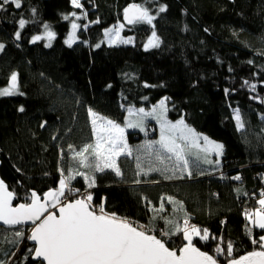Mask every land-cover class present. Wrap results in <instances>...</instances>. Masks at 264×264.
I'll return each instance as SVG.
<instances>
[{"label":"trees","instance_id":"trees-1","mask_svg":"<svg viewBox=\"0 0 264 264\" xmlns=\"http://www.w3.org/2000/svg\"><path fill=\"white\" fill-rule=\"evenodd\" d=\"M81 2L83 7L76 8L71 0H21L19 9L11 2L0 9V88L9 87L15 73L23 93L0 96V175L15 193V203L30 202L32 191L43 196L57 189L63 178L59 146L78 137L64 134L71 122L62 119L57 106L63 81L76 90L81 112L92 109L124 126L130 107L150 108L167 98L170 119L183 118L223 143L219 166L192 169L191 176L146 175L137 159L123 156L118 160L122 175L105 169L95 172L94 187L81 178L70 187L91 191L94 206L103 204L106 212L153 229L171 248L187 242L183 233L172 234L167 221L180 225L187 216L191 225L209 233L207 241L194 237L193 243L221 263L258 250L252 239L264 230L245 213L259 207L264 188V0ZM132 3L155 17L151 25L125 23L124 9ZM20 19L28 21L23 29ZM73 22L80 27L69 46ZM119 22L125 25L123 35L134 42L107 45L105 30ZM44 25L55 33L50 46ZM153 31L159 45L146 49ZM37 35L45 38L33 43ZM235 108L246 119L244 130L237 127ZM154 126L149 133L127 129L130 146L146 138L156 141ZM82 127L77 123L78 135ZM75 150L70 149L69 162L83 169L73 158ZM18 231L24 235L17 236ZM165 231L170 235L163 236ZM30 232L29 226H0V264H40L29 251L35 248Z\"/></svg>","mask_w":264,"mask_h":264},{"label":"snow or ice","instance_id":"snow-or-ice-1","mask_svg":"<svg viewBox=\"0 0 264 264\" xmlns=\"http://www.w3.org/2000/svg\"><path fill=\"white\" fill-rule=\"evenodd\" d=\"M13 3L17 9L22 7L21 0H2L0 9L5 4ZM76 8H82L80 0H71ZM161 7L160 11H165ZM76 16V13H72ZM124 18L129 24L147 23L152 24L155 19L150 15L147 8L139 4L132 3L124 9ZM65 20L69 17L65 16ZM28 23L24 19L19 20V27L23 29ZM45 27V36L51 45L55 33ZM72 34L67 43L69 46L75 40L76 30L80 27L73 22ZM123 28L124 25H120ZM115 34L119 37L118 30H108L105 34L111 36ZM153 38L148 41L146 47H157L158 38L153 32ZM16 38H20V33H16ZM44 36H34L32 42L35 43ZM123 43H131L132 40H122ZM4 45L0 44V50ZM99 47V45H97ZM247 83V82H246ZM255 88V85H252ZM23 93L19 92L17 74L11 76V85L8 88L0 89V96H11ZM165 98L161 100L158 107H153L152 111L145 112L143 108L138 109V119L128 120L124 127L115 121L101 116L99 113L88 109L91 117L92 129L95 135L94 143L85 144L80 151L74 153V159L79 160V164L93 171L92 175L84 172H77L76 175L83 176L87 181L88 188L95 186V172H104L105 169H112L116 175H122L117 160L121 155H132V149L128 146L125 130L126 128H141L143 130V121L145 117H153L160 125V139L149 142L147 148L151 150L154 145H159L156 151V160L161 164L165 159L172 161L173 167L165 166L163 171L175 172L177 169L181 172H187L191 176L189 155L193 150H197L195 155L197 160H203L205 164H213L210 159L212 153L218 156L223 155L224 145L210 140L207 136L197 133L195 129L188 126L183 119L172 123L167 119V108ZM19 111L23 112L21 107ZM129 116L133 115V110L128 109ZM237 126L244 128L239 110L235 111ZM43 126V125H42ZM203 141V146L201 145ZM71 147V146H70ZM200 153H203L201 156ZM91 157V159H90ZM137 167H140L139 158H137ZM219 164V161H215ZM161 170V169H150ZM62 171V170H61ZM63 174V171H62ZM73 175L63 177L59 181V187L44 194L43 199L35 192L31 193L30 202L20 203L13 207L12 201L15 194L8 190V186L3 180H0V222L6 225H24L31 222L30 239L35 242V258L40 264H218V260L213 255L201 251L193 243L194 237L207 241L209 233L207 229L201 230L195 225H190L187 216H185L183 226L174 221H167L173 225V233H183V240L186 241L182 247L177 250L167 246L165 240L158 238L153 229L139 224H134L127 218L117 216L115 213L105 211L103 204L94 206L92 204L93 196L91 193L68 200L65 196L66 191L69 194L79 192V189H72L70 181ZM234 179L239 180L237 176ZM62 197L65 199L62 201ZM259 207L254 212H246V217L252 225L264 230V193H261ZM171 203H179L168 198ZM57 209V211H50ZM163 204H161V210ZM251 234V228L248 229ZM203 232V234H202ZM17 236H23L22 231L16 233ZM163 236H169L165 231ZM213 239H216L213 237ZM252 243L259 245L260 250H254L238 259H232L229 264H264V235L258 239H252ZM232 244L227 245V252L232 253ZM217 253L223 254L224 249L217 248Z\"/></svg>","mask_w":264,"mask_h":264},{"label":"rangeland","instance_id":"rangeland-1","mask_svg":"<svg viewBox=\"0 0 264 264\" xmlns=\"http://www.w3.org/2000/svg\"><path fill=\"white\" fill-rule=\"evenodd\" d=\"M81 1L82 0H80V2ZM81 4H82V2H81ZM120 25H124V23L119 22L116 25H113V26H111V27H109L108 29L105 30L104 38H105V42H106L107 45L132 44L134 42V37L133 36H124L123 35V29L125 28V25H124L123 28H120L119 27ZM78 29L76 30V33H75L74 42L77 41V39H78V37H77ZM110 29L111 30H118L119 31V37H116L114 32H113V34L111 36L106 35L105 33L108 30H110ZM153 32H155L156 37L158 38V45H159V37H158L156 31H153ZM71 34H72V31H71L70 35ZM152 34H151V36L149 37V39L147 40V42L144 45V47L146 49L153 48V47H146V45L148 44V41L153 38ZM128 39H131L132 42L131 43H123L122 42V40H128ZM0 44H3V43H0ZM1 51L2 50H0V53H1ZM62 84L65 85V87H64L63 90H61L62 93L59 95V99H58V103H57L58 105L57 106L60 108V110L63 113V114H61L62 119L65 120V121L71 122V123H69L70 124L69 129H66L64 134H65V136L69 135V137L70 136H78V137L68 138L64 142L65 143L64 145L59 146L58 168H59L60 171L61 170L63 171V177H66V176H69V175H73L74 178L71 181H73L75 178H81L82 181L87 184V181L84 179V177L80 176V175H76V173L77 172H84V173H87L89 175H92L93 171L91 169L84 168V167L82 169V168H79V167L71 164V161L69 162L68 154H69L70 149H72V148L77 149V150L71 152V153H75L77 151H80L85 144L94 143L95 135H94V132H93V129H92L91 117L89 115V112H88L87 108H84L83 112L80 111L82 108H80V106L78 105V102H77L78 94H77L76 90L74 89V91H73V89L67 83V81H63ZM4 88H8V87H4ZM4 88H0V89H4ZM164 99L165 98H163L161 100H164ZM160 101L157 104H155L152 107H150V108H146L144 106L143 107H130L133 110V115L129 116V113L127 111L126 124H127L129 119H131L133 121H136L138 119V116L136 114L138 109L143 108L145 110V112H150V111H152L153 107H158ZM165 106H166V108L168 110L166 115H167V119L169 121H171L172 123H175L176 121L180 120V119L172 120V119L169 118V116H168L169 115V106H168V100L167 99L165 100ZM236 110H239V109H237V108L234 109V111H233L234 118H235V111ZM239 112H240V115H241V119H242V121L244 123V128L241 129L238 126L237 127L240 130H244L245 127H246V119L244 118V116H243V114L241 113L240 110H239ZM181 119H183V118H181ZM77 123H79L80 125H82V123H83L82 131H79L81 135H78L76 133V131H75V129H76L75 127L77 126ZM154 123L158 126V136H157V139H156V141H158L160 139V125H159L158 121L156 119H154L153 117H151V116L144 118L143 130H141V128H126L125 137H126L128 146L132 149V155L131 156L121 155L118 158V160L121 157H123V156H127L129 158H135V159L139 158V164H140L139 168H140L141 172L146 174V175L153 174V173L155 174V173H157L159 171H161L162 174L166 173V174H169V175H173V174H176V175L177 174H182V175H184L186 172H181V171H179V169H177L175 172L163 171L165 166H167L168 168H172L173 167V163H172V161H169L167 159H165V163L164 164H161L159 161H157L155 153L159 149V145H154V147L151 150H149L147 148V145L150 142L149 139L146 138L145 142L142 141L141 144L137 145V147H135V148H132L130 146L128 138H127V129L138 130V131H141L143 133H149V132H153L154 130H156L155 126H154L155 125ZM121 127H124V125H121ZM196 132L200 133V134H202L204 136H207L212 141H215L217 143L223 144L221 141L216 140L214 138H211V137H209L208 135H206L203 132H200V131H197V130H196ZM73 140H76V141H73ZM201 145L203 146V141H201ZM196 151L197 150L194 149L193 150V154H190L189 157H188L190 162H191L190 165H189L191 171H192V169L198 170L200 168L203 169V170L204 169H211V168L219 166L222 163V156L223 155L218 156L216 153H212L210 155V159L213 160L214 163L213 164H205L202 159L201 160H197L196 155H195ZM223 151H224V148H223ZM200 155L202 156L203 153H200ZM90 159H91V157H90ZM118 160H117V164H118ZM217 160L219 161V164L215 163V161H217ZM150 169H161V170L157 171V170H150ZM62 171H61V174H62ZM94 175H95V173H94ZM88 193H91V191L74 192L72 194H69L66 191L65 196H66L67 199H69L70 197H73V196H75L77 194H79L80 196H83V195H86ZM261 198L262 197H260V199ZM61 199L63 201L65 199V197H62ZM183 222L180 224L181 227L183 226ZM189 224H190V222H189ZM151 234H155V233H151ZM202 234H203V232H202ZM155 235H157V234H155ZM159 238H161V237H159Z\"/></svg>","mask_w":264,"mask_h":264},{"label":"water","instance_id":"water-1","mask_svg":"<svg viewBox=\"0 0 264 264\" xmlns=\"http://www.w3.org/2000/svg\"><path fill=\"white\" fill-rule=\"evenodd\" d=\"M124 21H125V23L126 24H129L126 20H125V18H124ZM0 180H3L2 179V177H1V175H0ZM4 181V180H3ZM4 183L7 185V183L4 181ZM8 186V185H7ZM8 190L9 191H11L10 189H9V187H8ZM32 192H35V191H32ZM31 192V193H32ZM14 193V192H13ZM37 195H39L37 192H35ZM47 193V192H46ZM15 194V193H14ZM40 197H41V199H43V197H44V195L43 196H41V195H39ZM15 199H16V196H15V198L13 199V201H12V204H13V207H15V206H17L18 204H16L15 203ZM20 204V203H19ZM50 211H57V209H50ZM0 226H2V227H6V228H16V227H18V226H29V227H31V229H32V227H33V225L31 224V222H28L27 224H24V225H6V224H3L2 222H0ZM30 235H31V232H30ZM157 236V235H156ZM158 237V236H157ZM159 238V237H158ZM29 242H30V244H32V245H34L35 246V242L34 241H32L31 239H29ZM167 246H168V244H167ZM169 247V246H168ZM169 248H171V247H169ZM171 249H174V248H171ZM175 250H177V254H179V249H175ZM258 250H260V249H258ZM201 251H203L202 249H201ZM204 252H206V251H204ZM250 252H252V251H250ZM208 253V252H207ZM247 253H249V252H247ZM247 253H245V254H243V255H241V256H244V255H246ZM208 254H210V253H208ZM211 255V254H210ZM241 256H239V257H241ZM239 257H237V258H234V259H238ZM215 258V257H214ZM33 259L35 260V261H38L36 258H35V256L33 255ZM232 260V259H231ZM231 260H229V261H227L226 263H221V262H219L218 261V264H229V262L231 261Z\"/></svg>","mask_w":264,"mask_h":264},{"label":"built area","instance_id":"built-area-1","mask_svg":"<svg viewBox=\"0 0 264 264\" xmlns=\"http://www.w3.org/2000/svg\"><path fill=\"white\" fill-rule=\"evenodd\" d=\"M262 193H264V188H263V190H262ZM81 196L79 195V194H77V195H75V196H73V197H70L68 200H74V199H76V198H80Z\"/></svg>","mask_w":264,"mask_h":264}]
</instances>
